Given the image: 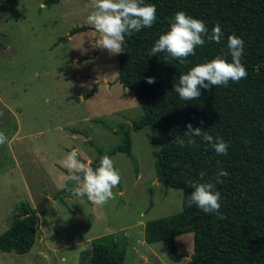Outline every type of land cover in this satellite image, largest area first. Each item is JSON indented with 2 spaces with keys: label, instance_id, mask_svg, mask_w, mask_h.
Masks as SVG:
<instances>
[{
  "label": "rangeland",
  "instance_id": "rangeland-1",
  "mask_svg": "<svg viewBox=\"0 0 264 264\" xmlns=\"http://www.w3.org/2000/svg\"><path fill=\"white\" fill-rule=\"evenodd\" d=\"M89 3L0 0V132L8 137L0 146V234L23 218L21 203L38 216L30 249L0 251V264H76L79 250L106 233L123 245V264H184L190 232L174 238L182 255L176 262L162 243L141 242L147 220L180 210V190L164 187L154 170L159 131L130 130L134 162L124 153L110 156L121 181L106 204L57 193L69 174L63 166L68 154L76 150L87 165L141 115L131 92L115 79L116 54L95 47L100 34L87 23L94 11ZM82 25L86 30L67 37ZM93 84L96 91L83 98Z\"/></svg>",
  "mask_w": 264,
  "mask_h": 264
},
{
  "label": "trees",
  "instance_id": "trees-1",
  "mask_svg": "<svg viewBox=\"0 0 264 264\" xmlns=\"http://www.w3.org/2000/svg\"><path fill=\"white\" fill-rule=\"evenodd\" d=\"M58 0H43L44 5ZM154 4L157 20L149 28L125 36L124 52L116 54L115 79L131 92L141 115L127 128L117 131L118 141L107 149H97L87 162L93 169L99 158L116 152L131 157L130 130L149 127L162 134L160 146L151 152L158 180L164 187L180 190V210L143 224V241L160 242L172 261H179L174 238L192 234V250L184 264H264V0H143ZM178 11L205 23L209 32L219 24L223 37L219 43L205 41L188 57L186 64L150 56L149 52L161 34L169 30L170 19ZM86 26L69 29L67 37L86 30ZM244 41L241 63L247 77L238 83L209 90L201 89L197 100L183 101L173 91L178 77L191 67L221 56L231 62L227 53V37ZM65 37L60 38L64 40ZM145 77H154L148 84ZM96 90L93 84L83 98ZM201 121L203 122L201 124ZM221 137L229 145L226 155H218L210 145L197 139L195 146L178 147L177 135H183L186 124ZM223 169L227 177L216 184L221 194L220 212L206 214L195 205L189 207L190 181L216 183ZM202 182V181H201ZM75 185L64 183L57 193L67 196ZM21 218L0 234V251L17 254L27 252L33 244L38 216L28 203H21ZM124 247L113 233L90 239L79 250L76 264H123Z\"/></svg>",
  "mask_w": 264,
  "mask_h": 264
},
{
  "label": "clouds",
  "instance_id": "clouds-1",
  "mask_svg": "<svg viewBox=\"0 0 264 264\" xmlns=\"http://www.w3.org/2000/svg\"><path fill=\"white\" fill-rule=\"evenodd\" d=\"M89 7L94 11L87 16V23L100 34L95 47L106 50L110 55L124 52L126 35L130 36L142 28H149L157 20L155 5L145 4L143 0H90ZM222 37L223 32L219 24L209 32L203 21L178 11L170 19L169 30L159 36L151 47L149 55L157 56L163 53L166 58L186 64L188 57L194 56L195 49L202 47L206 40L219 43ZM226 47L225 55H230L231 62L217 56L179 75L178 82L173 85V91L181 100L186 102L197 100L201 96V89L227 86L229 81L238 83L247 77V70L241 63L244 51L243 39L229 35ZM145 81L153 84L155 78L145 77ZM2 115L0 113V116ZM186 129L182 136L175 137L174 143L178 147L195 146L196 138H200L201 142L210 145L218 155L227 154L229 145L221 137L214 138L203 131L202 127H193L191 123L186 124ZM6 143L8 137L0 132V146ZM77 157V151L73 150L63 162V166L69 170L65 181L75 185L70 191L78 197L86 196L93 204L101 206L106 204L113 198L112 189L121 181V175L114 167L113 159L103 155L99 158V166L93 169ZM199 175L200 181L189 182L192 192L187 196V205L189 207L195 205L206 214H216L220 219H224L223 213L220 212L221 194L216 190V184L223 183L220 177H227L228 173L221 169L217 173L215 184L203 180L204 172Z\"/></svg>",
  "mask_w": 264,
  "mask_h": 264
},
{
  "label": "crops",
  "instance_id": "crops-1",
  "mask_svg": "<svg viewBox=\"0 0 264 264\" xmlns=\"http://www.w3.org/2000/svg\"><path fill=\"white\" fill-rule=\"evenodd\" d=\"M95 91H96V90H95ZM141 240H142L141 242L145 243V242L143 241V237H142ZM151 250H152V249H151ZM151 252L153 253L154 257L157 258V257H156V254L154 253V251L152 250ZM142 259L144 260V259H146V257L143 255V256H142Z\"/></svg>",
  "mask_w": 264,
  "mask_h": 264
}]
</instances>
